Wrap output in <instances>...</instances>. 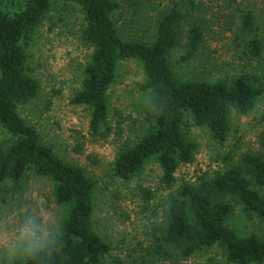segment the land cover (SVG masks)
<instances>
[{"label": "rangeland", "instance_id": "374dc122", "mask_svg": "<svg viewBox=\"0 0 264 264\" xmlns=\"http://www.w3.org/2000/svg\"><path fill=\"white\" fill-rule=\"evenodd\" d=\"M117 8L113 21L121 37L147 45L154 42L158 21L171 9L184 17L180 22V44L169 52L175 77L181 82L231 83L243 76L261 94L246 115L230 112V129L222 146L205 127L194 124L185 112L181 131L196 145L192 160L179 164L174 182L166 185L157 158L148 160L129 180L117 178L113 163L118 153L133 147L151 125L147 78L138 60H120L115 79L106 92L108 116L99 133L89 131V111L71 99L82 89L84 68L90 63L93 47L82 41L84 16L69 0H50V8L23 41L25 72L38 84L36 96L17 106V113L67 164L83 170L95 182L94 210L90 230L110 247L101 264H228L219 246L196 252L188 258L157 252L156 238L163 227L166 210L183 184L196 186L216 174L240 165L244 154L264 159V0H113ZM19 6L0 3V11L13 12ZM246 16L251 28L244 27ZM200 27L203 43L188 62L177 61L189 30ZM257 39V57L248 51V42ZM15 137L0 128V148ZM264 195V189L258 190ZM232 211L226 224L239 237L264 235V219L248 215L232 197H221ZM29 206L59 218L60 226L68 206L58 205L53 183L28 170L17 182L5 180L0 186V217L18 220ZM0 264L7 261L0 256ZM264 264V262L262 263Z\"/></svg>", "mask_w": 264, "mask_h": 264}, {"label": "trees", "instance_id": "16d2710c", "mask_svg": "<svg viewBox=\"0 0 264 264\" xmlns=\"http://www.w3.org/2000/svg\"><path fill=\"white\" fill-rule=\"evenodd\" d=\"M19 2L13 12L0 11V128L15 141L0 148V186L5 180L17 182L26 171L49 179L58 205L68 206L60 226L62 240L57 252L40 255L29 264H101L110 247L90 230L94 210L95 182L83 170L65 163L54 150L41 143L38 133L17 113V106L32 100L38 84L25 72L23 41L34 31L50 8V0H0ZM81 9L85 26L81 39L93 47L90 63L84 68L82 89L71 102L89 111V131L96 135L108 116L106 92L115 79L120 60H138L143 66L152 107L151 125L133 147L120 151L113 163L114 175L124 181L138 173L143 165L157 158L166 185L174 182L179 164L190 163L196 145L182 134L185 112L198 127L209 130L222 146L227 138L231 111L246 115L254 108L261 91L243 76L231 83L203 81L181 82L168 59L180 44L183 15L171 9L158 21L156 38L150 45L127 41L113 21L117 5L113 0H69ZM246 16L244 27L251 28ZM203 34L194 25L188 32L177 59L188 62L201 49ZM249 53L257 57L261 46L257 39L248 42ZM264 147V134L261 136ZM264 159L244 154L240 165L201 180L196 186L183 184L168 206L163 227L156 238L157 252L171 259L172 254L188 258L203 249L219 246L228 264H262L264 235L239 237L227 226L230 203L221 197L236 199L248 215L264 219Z\"/></svg>", "mask_w": 264, "mask_h": 264}, {"label": "clouds", "instance_id": "9594fccd", "mask_svg": "<svg viewBox=\"0 0 264 264\" xmlns=\"http://www.w3.org/2000/svg\"><path fill=\"white\" fill-rule=\"evenodd\" d=\"M61 240L59 218L38 207H26L18 220L0 217V256L7 264H29L42 254L57 252Z\"/></svg>", "mask_w": 264, "mask_h": 264}]
</instances>
